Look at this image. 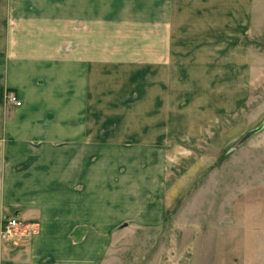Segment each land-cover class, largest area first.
<instances>
[{
  "label": "crops",
  "instance_id": "0c3cea01",
  "mask_svg": "<svg viewBox=\"0 0 264 264\" xmlns=\"http://www.w3.org/2000/svg\"><path fill=\"white\" fill-rule=\"evenodd\" d=\"M263 35L264 0H0V264H102L133 208L116 161L133 152L134 104L148 118L150 101L166 114L229 95L258 71ZM10 220L18 241L3 238Z\"/></svg>",
  "mask_w": 264,
  "mask_h": 264
},
{
  "label": "rangeland",
  "instance_id": "374dc122",
  "mask_svg": "<svg viewBox=\"0 0 264 264\" xmlns=\"http://www.w3.org/2000/svg\"><path fill=\"white\" fill-rule=\"evenodd\" d=\"M253 44L258 71L229 81V95L182 96L166 114L150 101L148 118L134 104L133 121L121 124L134 134L133 152L116 161L119 203L131 197L133 208L102 264H264V35ZM17 228L9 241L21 239Z\"/></svg>",
  "mask_w": 264,
  "mask_h": 264
},
{
  "label": "built area",
  "instance_id": "2783aa9c",
  "mask_svg": "<svg viewBox=\"0 0 264 264\" xmlns=\"http://www.w3.org/2000/svg\"><path fill=\"white\" fill-rule=\"evenodd\" d=\"M3 100L6 104L13 105L17 108L22 106V102L20 101L18 96L12 91L5 92ZM17 226L18 224L16 220L7 221L3 228L4 238L7 239L9 235H13V229L17 228Z\"/></svg>",
  "mask_w": 264,
  "mask_h": 264
}]
</instances>
